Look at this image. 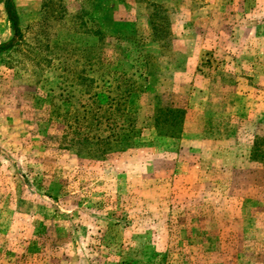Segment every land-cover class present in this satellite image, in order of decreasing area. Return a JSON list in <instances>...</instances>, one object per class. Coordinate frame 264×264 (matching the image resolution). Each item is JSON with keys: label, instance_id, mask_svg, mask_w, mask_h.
I'll return each mask as SVG.
<instances>
[{"label": "rangeland", "instance_id": "rangeland-1", "mask_svg": "<svg viewBox=\"0 0 264 264\" xmlns=\"http://www.w3.org/2000/svg\"><path fill=\"white\" fill-rule=\"evenodd\" d=\"M95 1L0 0V264H264V0Z\"/></svg>", "mask_w": 264, "mask_h": 264}, {"label": "trees", "instance_id": "trees-1", "mask_svg": "<svg viewBox=\"0 0 264 264\" xmlns=\"http://www.w3.org/2000/svg\"><path fill=\"white\" fill-rule=\"evenodd\" d=\"M44 1H46V0H44ZM138 1H142V2L147 3L148 6L150 8H152V10L156 11V13H158L159 9H162V7L165 6L163 0H138ZM99 8H100V5L95 0H90V26L93 28H96V29H92V30L90 29V34L97 35L100 39H102L104 37V34L101 31L102 30V23H100L96 19V17L93 15V13L96 12L97 9H99ZM5 9H6L7 16H8V19L10 21V25H11V29H12V34H13L12 39L14 40V38H18V39L21 38V32L22 31H21V27L18 24V17H17L15 7H14L12 0H6ZM83 12H85V11H83ZM83 15H84V13H82V15L79 16V18L83 19ZM156 19H157V15L156 14L152 15L151 22H153V20H156ZM81 24L85 25V22H81ZM151 24H152L153 30H158L157 28H159V27L157 24H155V22L151 23ZM156 35H157V33H156ZM13 40L7 41L4 43H0V56L2 54H5V53L9 54V55L11 54V51L13 50L12 49L13 48V46H12ZM90 69L92 70L91 67H90ZM71 72H73V71H71ZM118 88H119V86H118ZM103 93L104 92H102V94L97 93V95L103 97ZM130 94L132 95L133 91L129 88H125V91L122 92L121 95L117 94L118 97H110L111 102L114 105H116L114 107L115 113L116 112L119 113L121 111L122 104L126 101V99L123 101V97H125V96L129 97ZM104 98H106V97L104 96ZM102 103H104V101H102ZM99 104H101V103H99ZM80 107H77L75 109L76 110L75 112H77L78 114H81L82 112H83V114H85V113L89 114V113H87L88 111H86V109H84V111H81L80 109L82 107L81 108ZM87 110H89V108H87ZM91 111H92V109H90V112ZM104 112H105V110H104ZM91 114H93V113H91ZM75 119L76 120L79 119L78 115H77V118H75ZM119 119L120 118L114 119L115 120L114 122H116V120H118L116 122L117 123L116 127H118L119 129H124V127L122 126V122H119ZM127 119H128V121L132 122V120L129 119V117H127ZM183 120H184V110L176 109L173 107H165V108H157L155 115H154L153 122H154V127L159 134L166 135L169 137H178L182 131ZM133 134L134 133H132V135ZM113 135H114V133H111L110 137L113 138ZM107 137H108V135H105V137H103L102 139L107 138ZM123 142H125V141H123Z\"/></svg>", "mask_w": 264, "mask_h": 264}, {"label": "crops", "instance_id": "crops-1", "mask_svg": "<svg viewBox=\"0 0 264 264\" xmlns=\"http://www.w3.org/2000/svg\"><path fill=\"white\" fill-rule=\"evenodd\" d=\"M111 5L112 4H109V6L111 7ZM14 7H15V5H14ZM107 7V6H106ZM16 10V9H15ZM107 10L109 11L110 9L109 8H107ZM108 11H104V18L107 20H112V16H110L109 14H107L108 13ZM110 13H112V11L110 12ZM182 135V134H181ZM226 203H231V202H233L234 203V201H233V198H229V199H226V201H225Z\"/></svg>", "mask_w": 264, "mask_h": 264}]
</instances>
